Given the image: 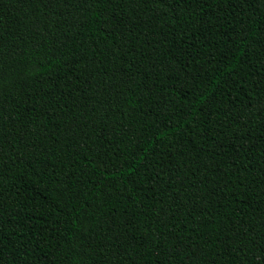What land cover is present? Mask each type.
<instances>
[{
    "label": "trees",
    "instance_id": "1",
    "mask_svg": "<svg viewBox=\"0 0 264 264\" xmlns=\"http://www.w3.org/2000/svg\"><path fill=\"white\" fill-rule=\"evenodd\" d=\"M0 264H264V0H0Z\"/></svg>",
    "mask_w": 264,
    "mask_h": 264
}]
</instances>
